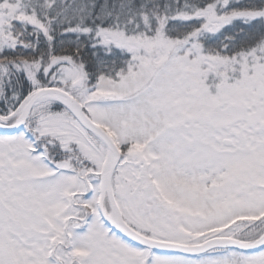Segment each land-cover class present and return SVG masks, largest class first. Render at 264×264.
Instances as JSON below:
<instances>
[{"label":"snow or ice","instance_id":"1","mask_svg":"<svg viewBox=\"0 0 264 264\" xmlns=\"http://www.w3.org/2000/svg\"><path fill=\"white\" fill-rule=\"evenodd\" d=\"M0 264H264V0H0Z\"/></svg>","mask_w":264,"mask_h":264}]
</instances>
